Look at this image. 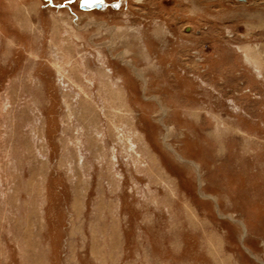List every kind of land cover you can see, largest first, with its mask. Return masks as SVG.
Wrapping results in <instances>:
<instances>
[{
    "label": "rangeland",
    "instance_id": "1",
    "mask_svg": "<svg viewBox=\"0 0 264 264\" xmlns=\"http://www.w3.org/2000/svg\"><path fill=\"white\" fill-rule=\"evenodd\" d=\"M0 0V264H264V0Z\"/></svg>",
    "mask_w": 264,
    "mask_h": 264
},
{
    "label": "water",
    "instance_id": "2",
    "mask_svg": "<svg viewBox=\"0 0 264 264\" xmlns=\"http://www.w3.org/2000/svg\"><path fill=\"white\" fill-rule=\"evenodd\" d=\"M237 1H245V0H237ZM104 6L101 0H81L80 7L82 10L89 9H102Z\"/></svg>",
    "mask_w": 264,
    "mask_h": 264
},
{
    "label": "crops",
    "instance_id": "3",
    "mask_svg": "<svg viewBox=\"0 0 264 264\" xmlns=\"http://www.w3.org/2000/svg\"><path fill=\"white\" fill-rule=\"evenodd\" d=\"M102 1V0H101ZM103 2V1H102ZM104 4V3H103ZM104 6H105V4H104ZM104 6H103V8L102 9H104ZM100 10V9H99Z\"/></svg>",
    "mask_w": 264,
    "mask_h": 264
},
{
    "label": "bare ground",
    "instance_id": "4",
    "mask_svg": "<svg viewBox=\"0 0 264 264\" xmlns=\"http://www.w3.org/2000/svg\"><path fill=\"white\" fill-rule=\"evenodd\" d=\"M245 1H247V0H245ZM245 1H243V2H245ZM89 10H92V9H89Z\"/></svg>",
    "mask_w": 264,
    "mask_h": 264
},
{
    "label": "flooded vegetation",
    "instance_id": "5",
    "mask_svg": "<svg viewBox=\"0 0 264 264\" xmlns=\"http://www.w3.org/2000/svg\"><path fill=\"white\" fill-rule=\"evenodd\" d=\"M103 1V0H102Z\"/></svg>",
    "mask_w": 264,
    "mask_h": 264
}]
</instances>
